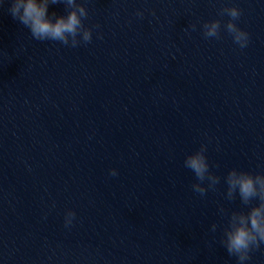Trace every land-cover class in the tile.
<instances>
[{
	"label": "clouds",
	"instance_id": "1",
	"mask_svg": "<svg viewBox=\"0 0 264 264\" xmlns=\"http://www.w3.org/2000/svg\"><path fill=\"white\" fill-rule=\"evenodd\" d=\"M9 2L10 15L29 29L34 40L56 41L70 47H77L81 43L88 44L92 40L93 29L84 24L88 17L85 3H78L77 0H9ZM56 4H63L67 10L66 14L58 16L53 12L49 15V6ZM137 15L142 17L143 12L138 11ZM220 15L229 17L224 29L231 36L233 43L241 49L246 48L250 40L249 33L236 23L242 15L241 10L236 6L225 7L221 9ZM191 27L196 30L195 24ZM202 31L205 38L219 39L221 21L216 19L205 22ZM206 150L207 146L202 144L184 161L185 167L195 174L197 180L192 184V190L201 196L206 195L209 190H215L221 179L210 172ZM110 175H117L116 170L112 169ZM225 183L226 199L234 200L238 194L243 205H251L247 212H231L221 240L229 256L236 257L237 264H245L251 259L250 254L253 250L264 244V174H253L234 168L228 172ZM253 201L257 203L252 204ZM220 211L224 213L223 208ZM75 215L72 210L66 212V227L72 224ZM216 229L217 225L212 224L211 230L215 232Z\"/></svg>",
	"mask_w": 264,
	"mask_h": 264
}]
</instances>
